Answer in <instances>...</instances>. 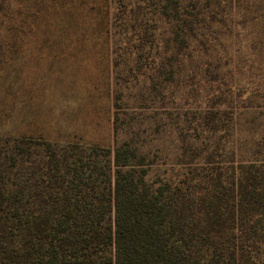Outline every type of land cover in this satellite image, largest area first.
Returning <instances> with one entry per match:
<instances>
[{
	"label": "rangeland",
	"instance_id": "obj_1",
	"mask_svg": "<svg viewBox=\"0 0 264 264\" xmlns=\"http://www.w3.org/2000/svg\"><path fill=\"white\" fill-rule=\"evenodd\" d=\"M118 4L0 0V161L12 178L43 168L52 202L97 200L124 141L154 168L264 161V0ZM77 168L92 180L63 182ZM23 231L0 232V246L24 248Z\"/></svg>",
	"mask_w": 264,
	"mask_h": 264
},
{
	"label": "trees",
	"instance_id": "obj_2",
	"mask_svg": "<svg viewBox=\"0 0 264 264\" xmlns=\"http://www.w3.org/2000/svg\"><path fill=\"white\" fill-rule=\"evenodd\" d=\"M182 1L137 0L136 6L179 12ZM112 152L110 182L97 200L65 194L64 202H52L42 188L50 181L43 168L29 167L15 179L0 161V232L18 227L31 238L20 250L0 246V258L32 257L0 264H264V161L181 160L163 169L128 141ZM67 175L63 182L78 187L93 178L79 168ZM16 182L23 185L11 188ZM91 249L102 257L82 258Z\"/></svg>",
	"mask_w": 264,
	"mask_h": 264
}]
</instances>
